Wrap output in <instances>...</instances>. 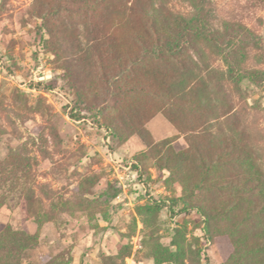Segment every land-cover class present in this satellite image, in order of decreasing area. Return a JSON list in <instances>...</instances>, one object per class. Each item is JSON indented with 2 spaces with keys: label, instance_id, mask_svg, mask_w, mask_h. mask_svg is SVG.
I'll use <instances>...</instances> for the list:
<instances>
[{
  "label": "rangeland",
  "instance_id": "374dc122",
  "mask_svg": "<svg viewBox=\"0 0 264 264\" xmlns=\"http://www.w3.org/2000/svg\"><path fill=\"white\" fill-rule=\"evenodd\" d=\"M14 260L264 264V0H0Z\"/></svg>",
  "mask_w": 264,
  "mask_h": 264
},
{
  "label": "trees",
  "instance_id": "16d2710c",
  "mask_svg": "<svg viewBox=\"0 0 264 264\" xmlns=\"http://www.w3.org/2000/svg\"><path fill=\"white\" fill-rule=\"evenodd\" d=\"M201 29H202V27H201V24H200V23L195 24V25H192V26L190 27V31H191L193 34H198V33H200V32H201ZM152 31H155V30L153 29ZM182 51H183L182 48H179V49H178V53H182ZM243 77H244V79H249V80H251V81H255V78H254L252 75H250V74H244ZM13 264H20V263L14 260V261H13Z\"/></svg>",
  "mask_w": 264,
  "mask_h": 264
}]
</instances>
